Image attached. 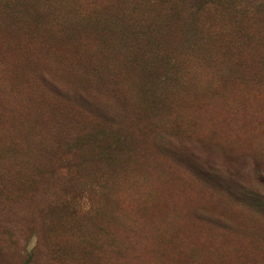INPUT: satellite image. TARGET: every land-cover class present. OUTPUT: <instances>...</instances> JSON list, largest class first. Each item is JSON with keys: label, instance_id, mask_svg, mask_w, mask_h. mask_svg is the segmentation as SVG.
<instances>
[{"label": "rangeland", "instance_id": "obj_1", "mask_svg": "<svg viewBox=\"0 0 264 264\" xmlns=\"http://www.w3.org/2000/svg\"><path fill=\"white\" fill-rule=\"evenodd\" d=\"M257 7L0 0V264H264Z\"/></svg>", "mask_w": 264, "mask_h": 264}, {"label": "trees", "instance_id": "obj_2", "mask_svg": "<svg viewBox=\"0 0 264 264\" xmlns=\"http://www.w3.org/2000/svg\"><path fill=\"white\" fill-rule=\"evenodd\" d=\"M193 7L198 10L201 7H213L215 13L222 14L224 11L232 12L234 15L248 12V5H258L256 12H263L264 0H189Z\"/></svg>", "mask_w": 264, "mask_h": 264}]
</instances>
